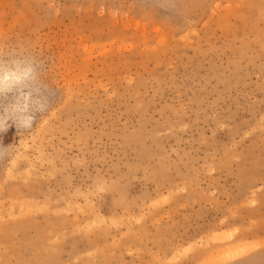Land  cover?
Wrapping results in <instances>:
<instances>
[{
  "label": "rangeland",
  "instance_id": "obj_1",
  "mask_svg": "<svg viewBox=\"0 0 264 264\" xmlns=\"http://www.w3.org/2000/svg\"><path fill=\"white\" fill-rule=\"evenodd\" d=\"M13 51L0 264H264V0H0Z\"/></svg>",
  "mask_w": 264,
  "mask_h": 264
},
{
  "label": "clouds",
  "instance_id": "obj_2",
  "mask_svg": "<svg viewBox=\"0 0 264 264\" xmlns=\"http://www.w3.org/2000/svg\"><path fill=\"white\" fill-rule=\"evenodd\" d=\"M41 62L27 52L0 53V133L10 127L31 129L49 107L48 93L40 85Z\"/></svg>",
  "mask_w": 264,
  "mask_h": 264
}]
</instances>
